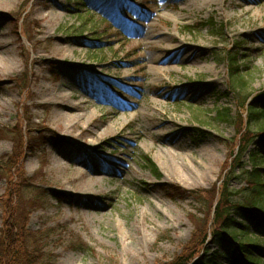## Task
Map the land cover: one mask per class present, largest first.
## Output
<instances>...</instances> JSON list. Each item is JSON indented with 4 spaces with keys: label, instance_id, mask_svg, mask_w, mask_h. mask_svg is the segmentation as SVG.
Returning <instances> with one entry per match:
<instances>
[{
    "label": "rangeland",
    "instance_id": "374dc122",
    "mask_svg": "<svg viewBox=\"0 0 264 264\" xmlns=\"http://www.w3.org/2000/svg\"><path fill=\"white\" fill-rule=\"evenodd\" d=\"M237 43L239 89L225 59ZM242 96L264 97V0H0V132L34 137L21 166L31 183L16 204L44 264L171 261L211 219L201 199L226 175L232 200L242 201L250 152L264 159L258 126L248 143L240 138ZM225 109L228 121L216 115ZM15 146L0 137L1 166ZM80 179L100 183L86 191ZM171 185L180 188L173 196ZM250 231L246 246L261 263L227 241L207 248L219 264H264V229Z\"/></svg>",
    "mask_w": 264,
    "mask_h": 264
},
{
    "label": "trees",
    "instance_id": "16d2710c",
    "mask_svg": "<svg viewBox=\"0 0 264 264\" xmlns=\"http://www.w3.org/2000/svg\"><path fill=\"white\" fill-rule=\"evenodd\" d=\"M241 47L237 43L232 49L226 52V62L228 64V72L230 83L237 89L243 88L246 85L245 78L239 71L238 54ZM20 83V82H18ZM239 108H244L245 112V128L240 133V138L243 142L248 143L252 139L253 131L251 126L255 124L258 126L259 136H264V97L257 96L256 101L247 102L246 97L242 96ZM260 105V106H259ZM216 115L219 119L228 121L231 119L229 110L217 111ZM242 119L238 121L237 125L240 127ZM26 130L23 136L18 129L15 135L0 132V137L12 139L15 142V152H13L5 164L0 165V175H4L8 181L6 193L2 198L3 216L0 227V264H44L42 253V243L37 232H32L27 228V222L21 220L18 215L16 200L19 194V188L30 185L23 177L22 164L24 149L33 148L34 137ZM40 131V130H39ZM40 144L43 145L42 136H39ZM58 144H66L67 141L63 138L56 137L53 139ZM247 146V145H246ZM245 146V147H246ZM240 148V147H239ZM244 148V147H243ZM144 162V167L156 173L157 168L155 163L149 156L141 155ZM264 159L261 158L257 151L250 152L251 169L244 172L246 187L248 190L244 194L242 201L232 200V192L228 189L229 175H226L222 180V187L217 192H206L204 195L206 199L203 203L207 205L208 211L204 210L205 216L209 212L210 202L212 207L211 219L197 227L192 233L191 240L184 245L182 250L176 254L171 261H157L155 264H219L217 251L210 252L207 248L208 243H219L227 241L231 247V251L241 255L244 261L253 260L250 250L246 246L247 240H251L254 234H251L250 228L257 226L264 229V174L260 172L259 163ZM44 163L46 162L43 160ZM1 177V176H0ZM26 183V185H25ZM23 185V186H22ZM171 193L169 196L177 194L179 187L171 185L167 187ZM41 189H36L35 193H42ZM217 200L215 201L216 197ZM200 195H197V198ZM39 198H41L39 196ZM59 200L61 196L56 197ZM39 201V199H38ZM213 203L215 205L213 206ZM38 204L36 199H31L29 206L35 207ZM239 218L240 220H237ZM210 237V239H209ZM255 261L261 263V259L257 258ZM254 261V262H255Z\"/></svg>",
    "mask_w": 264,
    "mask_h": 264
},
{
    "label": "bare ground",
    "instance_id": "6f19581e",
    "mask_svg": "<svg viewBox=\"0 0 264 264\" xmlns=\"http://www.w3.org/2000/svg\"><path fill=\"white\" fill-rule=\"evenodd\" d=\"M184 1L185 2H199L200 0H184ZM246 1H253V0H246ZM257 1H261V0H257ZM158 41H160V39ZM176 51L178 52V50H176ZM191 51L192 50L188 51L186 55L187 56L190 55L192 53ZM173 56H175V54ZM155 69L158 70L157 67H155ZM114 104L117 107H120V108H123V109H125V108H127V109H136L139 106L138 105V101H133V102H131L130 104L127 105L126 103L117 100ZM74 108H75L74 106L71 107L70 105H68V109L72 110ZM114 113L117 114V112H114ZM149 134L150 135L152 134V136H153V133H149ZM45 160L48 162V159L46 157H45ZM202 168L205 171L207 169V166L206 165H202ZM116 169H117V167H116ZM99 183H100V180L99 179L93 180L90 183L89 182L87 183L86 181H82V179H80V183L77 184V188L80 187L81 189H86V191H89L90 188H96V187H98L99 186Z\"/></svg>",
    "mask_w": 264,
    "mask_h": 264
}]
</instances>
